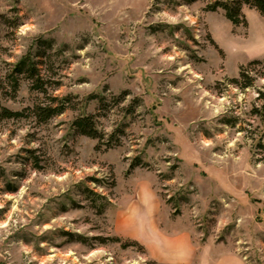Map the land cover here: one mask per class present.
I'll return each mask as SVG.
<instances>
[{
	"label": "rangeland",
	"instance_id": "1",
	"mask_svg": "<svg viewBox=\"0 0 264 264\" xmlns=\"http://www.w3.org/2000/svg\"><path fill=\"white\" fill-rule=\"evenodd\" d=\"M208 2L0 0V113L26 114L0 119V264H164L126 234L151 212L189 233L188 264H264V79L231 83L264 61V18L244 7L236 27ZM27 54L47 94L12 90ZM50 97L71 102L39 123ZM83 115L112 147L77 131Z\"/></svg>",
	"mask_w": 264,
	"mask_h": 264
},
{
	"label": "trees",
	"instance_id": "2",
	"mask_svg": "<svg viewBox=\"0 0 264 264\" xmlns=\"http://www.w3.org/2000/svg\"><path fill=\"white\" fill-rule=\"evenodd\" d=\"M202 0H186L187 3L191 4ZM206 1V0H205ZM208 5L206 10L210 12H216L222 10L227 20H229L234 26H247V19L243 12L244 7L255 9L264 18V0H207ZM41 57L40 55H37ZM42 66L44 63L38 61L32 57L31 54L23 56L15 65L13 72L9 75V83L14 92L20 87L21 79L31 80L33 89L47 94V80L46 77L42 76ZM49 68V67H48ZM49 71V70H47ZM264 79V61L254 60L248 63L246 66H242L239 77L232 79L231 83L235 84L242 89L252 88L258 79ZM258 101L261 105L255 107L254 114L264 119V90L258 91ZM49 103L46 105H37L31 111L33 116L38 120L39 123H47L51 119L62 115L67 110L71 99L64 97L59 99L58 97H50ZM25 112L11 111L7 108H3L0 113V119H20L25 117ZM73 126L82 135L98 140L100 144H104L107 147H112L111 140L104 141L105 134L99 130L97 126L96 117L94 115H83L76 118L73 122ZM141 162L137 161L136 164L131 165V169L140 165ZM98 182V181H96ZM91 194H96L90 191ZM120 242V238L114 239ZM86 241V240H85ZM125 248L130 246H142L137 241H131L123 245Z\"/></svg>",
	"mask_w": 264,
	"mask_h": 264
},
{
	"label": "crops",
	"instance_id": "3",
	"mask_svg": "<svg viewBox=\"0 0 264 264\" xmlns=\"http://www.w3.org/2000/svg\"><path fill=\"white\" fill-rule=\"evenodd\" d=\"M148 217L129 216L126 220L127 235L141 242L152 258L164 264H188L197 258V248L188 232H178L173 236L163 234V227L151 212ZM138 221V223H137Z\"/></svg>",
	"mask_w": 264,
	"mask_h": 264
}]
</instances>
